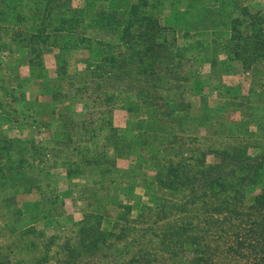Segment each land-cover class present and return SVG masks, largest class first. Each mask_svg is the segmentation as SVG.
Returning a JSON list of instances; mask_svg holds the SVG:
<instances>
[{
    "label": "rangeland",
    "instance_id": "rangeland-1",
    "mask_svg": "<svg viewBox=\"0 0 264 264\" xmlns=\"http://www.w3.org/2000/svg\"><path fill=\"white\" fill-rule=\"evenodd\" d=\"M38 1L0 0V6H8L15 19L20 17L24 34L19 40L29 36V30L40 28L45 0L39 1V7ZM103 3L106 6L110 2ZM15 5L20 7L18 14ZM59 7L54 17H64ZM11 30L7 24L0 34ZM19 33L14 30L10 37L16 39ZM70 37L52 36L42 49L43 65L35 72L25 68L20 48L11 55L0 50V113H15L10 117L14 122L4 121L0 114V264H63L62 246L98 221L108 231L114 229V224L117 233L125 229L121 241H129L132 248L122 255V262L132 260L139 251L149 264L162 260L159 236L163 230L173 231L177 222H190L193 230L203 232L206 241L222 243L226 235L214 232L207 207L213 209L218 192L207 193L208 198L200 192L192 196L184 188L162 187L157 176L171 161L177 164L186 159L191 172L200 166L214 167L221 159L202 153L224 150L228 145L250 147L253 156L264 151L263 68L256 69L255 77L244 73L238 63L218 65L213 71L203 58L196 62L185 58L181 72H170L167 82L149 87L151 84L142 80L147 74L141 69L124 75L122 71L114 79L117 71L108 66L97 92L94 84L78 92L88 79L86 70L105 62L93 60L84 50L70 52L75 36ZM65 44L67 47L62 49ZM99 52L111 56L113 51ZM219 60L226 61L224 56ZM7 66L23 68L21 93L26 91V103L6 100L3 90H8L5 83L13 75ZM162 70L159 65L156 72ZM147 93L161 100L167 98L172 106L191 105L189 111L177 108L183 119L176 123L172 136L158 111L139 99ZM107 97L111 99L105 105L103 99ZM94 119L95 124L91 123ZM108 120L112 121L111 127L101 128L100 124ZM84 121L89 129L86 135L80 129ZM177 135L179 139L175 140L173 136ZM85 154L104 162L85 164ZM71 164L79 165L81 176L69 178L66 167ZM243 192L248 196L246 206H250L261 190L260 186H251ZM224 195L234 192L219 193ZM167 263L166 257L161 264Z\"/></svg>",
    "mask_w": 264,
    "mask_h": 264
},
{
    "label": "trees",
    "instance_id": "trees-1",
    "mask_svg": "<svg viewBox=\"0 0 264 264\" xmlns=\"http://www.w3.org/2000/svg\"><path fill=\"white\" fill-rule=\"evenodd\" d=\"M39 1L44 3V0ZM39 1L37 2L38 7L41 5ZM72 1L45 0L40 28L38 31L29 30V36H25L21 40L19 38L21 34H24V30L19 26L20 17L17 16L15 19L8 6L5 8L0 6V30L7 24L12 29L4 35L0 34V50L12 53L15 46H20L23 51V59H26L24 62L32 72H35L36 67L43 65L42 49L47 46L52 36L55 38L57 36L61 38L75 36V44L70 48V52L75 49L89 50L93 60L105 62L104 65L97 63L96 66H91L86 70L89 75H87L88 79L85 80L82 89H77L78 92L89 90L91 84L95 85L94 92H97L106 76L108 66L117 71L114 74V79H117L122 71V75H124L127 72L134 73L136 68L141 69L143 74H147L146 77H142V80L146 84H151L149 87L167 82L170 72H181L180 69L185 58L195 62L197 59L203 58L208 61L207 63L211 65L213 71L218 68V65L229 66L238 63L243 70L252 73L255 77L258 74V71L254 72L255 68H264V13L241 8L239 17L233 18L231 10H206L203 7L199 9L193 3L184 19L175 18L176 21L172 23L176 28L185 30L187 35L193 32L202 36L207 34L209 39L180 43L173 35V28H170V25L161 26L158 17L144 13L142 8L145 3L125 5L120 8L112 6L115 0H100L101 3L97 8L87 7L84 10L73 8ZM106 1L113 4L109 3L105 6L103 2ZM212 3L221 6L230 4L229 0H212ZM58 6H60L58 9L62 10L61 16L64 17L59 18L58 15L54 17ZM13 8H16L17 14L20 12V7L17 5ZM225 11L227 13H224ZM48 20H50L49 24L46 23ZM51 25H55V27L49 30L48 27ZM14 30L21 32L16 39L10 37ZM92 30L103 31L109 38L116 37L120 43L92 39L89 37ZM56 43L55 40L54 44ZM66 47L65 44L62 49ZM99 49L103 52L109 50L113 52L111 56L108 54L103 56ZM193 50L196 51L192 52ZM220 56H224L226 61L221 62ZM159 65L163 70L156 72ZM122 68L123 70H121ZM98 98L100 97L94 100V104L99 100ZM110 99L109 97L106 100L103 99V103L106 105ZM139 99H144L146 106L158 111L161 122L168 126L171 136L176 130L175 125L178 120L183 119L177 108L187 111L191 108V105L183 103V105L172 106L167 98L161 100L148 93L146 96L142 94ZM85 106L88 105L85 104ZM206 108L208 109V106ZM88 110L90 107L87 108ZM189 120H192V115ZM91 123L95 124V119ZM111 125L112 121L108 120L103 121L100 127L107 128ZM80 129L84 132L83 135L87 134L89 129L85 121ZM173 138L179 139L178 135ZM185 146L187 145L182 147ZM250 150V147L243 148V145L238 144L228 145L224 150L218 149L202 153V156L214 155L218 157L221 159V163L214 167L200 166L195 172H191L186 159L177 164L173 161L165 164L157 176L158 183L162 187L184 188L192 196L198 195L199 192L202 196L218 192L215 195L216 201L212 203L213 209H211V205H207L211 215L209 222L212 225L213 220L214 232L226 236L222 243L212 240L208 242L202 231L192 228L190 230V225H188L190 223H183V227L180 229L162 234L161 243L163 245L167 247L180 245L182 249L185 247L189 249L192 253L191 264H264V151L253 156L250 154ZM33 151L35 150L31 149V152ZM82 159L85 164L92 165H102L104 162V159L98 161L89 159L87 154ZM22 162L24 163V160ZM78 166L71 164L66 167L69 178L75 177V174L81 176L82 170ZM232 180H236V183ZM228 183H231V186ZM251 186H260L261 192L255 197L252 205L246 206L245 201L248 196L245 197L243 190ZM230 190H233L234 195L219 196V193L228 194ZM208 197L210 195L205 196V198ZM124 209L126 212L130 210L128 206ZM97 223L81 229L77 238L67 241L62 246L61 252L64 254L65 264H123L121 262L122 255L125 252H130L132 248V245L129 244L121 246V240L126 236L125 229L119 233L114 230L107 231L102 229L99 221ZM225 223H228L227 227L224 226ZM179 255L182 257V254ZM48 258L49 256L46 260ZM129 263L149 264L142 258L140 251Z\"/></svg>",
    "mask_w": 264,
    "mask_h": 264
},
{
    "label": "crops",
    "instance_id": "crops-1",
    "mask_svg": "<svg viewBox=\"0 0 264 264\" xmlns=\"http://www.w3.org/2000/svg\"><path fill=\"white\" fill-rule=\"evenodd\" d=\"M76 1L77 2L80 1L79 4L77 3V6L74 5ZM229 2H230L229 5L221 6L220 4L219 5L218 4L213 5L212 0L211 1L206 0V1H202V2H200V1L196 2L194 0H115L114 5H112V6L123 8L125 5H138L141 3L142 4L145 3L144 8H142V9L146 15H153V17H158V20H159L161 26L170 25V28H173V35L176 37V39H178V42L188 43V42H197L198 40L207 41L209 39L207 34L202 36L201 34H197V33L193 32V33H190L189 35H187V33H185L186 32L185 30L183 31L180 28H176V26L173 25V23H172L173 21L174 22L176 21L175 18L184 19L186 14L190 11L191 5L193 3H195V6H197L199 9H201L200 7H203V9H206V10H210V9L231 10L233 18L239 17V15H240L239 9H241V8H248L250 10H253L254 12L264 13V0H234L233 2H232V0H229ZM100 3H101L100 0H73L72 1L73 8H81L84 10H86L87 7L93 8L94 6H96L98 4L100 5ZM224 13H227V12L225 11ZM89 37L92 39H95L97 41L112 42L115 44L120 43L116 37L109 38V37H107L105 32L99 31V30H92L90 32ZM18 48L21 49L20 46H15L12 53H14L15 49H18ZM78 50H84L83 52L87 53L88 56L90 54L89 50H85V49H78ZM11 54L9 53V55H11ZM20 55H21V52H20ZM24 66H27V64H25ZM7 68L13 72V75H11L9 77V80L5 83L6 84L5 88H8V90H3L5 92L4 96L7 97L6 100H10V99H12L14 101L20 100V102L23 101L26 103V97H27L26 91L24 90L21 93V89L23 88L21 86V73H22L21 71L23 68H21V67H20L21 69L20 68H14L12 66H7ZM25 68H29L30 71L32 72V70L29 66H27ZM256 69H259V67L255 68L254 72H256ZM15 70L18 71V77H15ZM263 70H264V68H263ZM243 72L246 73L245 70H243ZM247 73H249V72H247ZM7 85H9V87H7ZM29 85H32V83L29 82ZM25 88H26V85H25ZM27 91H28V87H27ZM28 95H30V93ZM35 97L37 98V95ZM2 98L0 95V101ZM0 114L3 117H5L4 121H7V122H9L10 120H12L13 122L15 121L14 118H10L12 116V114H15L13 111H10V110L2 111ZM0 175H2L1 172H0ZM0 177H2V176H0ZM245 205H246V201H245ZM185 223H190V222H185ZM101 226H102V224H101ZM116 226L117 225L114 224L112 228L115 229ZM181 227H183V224L177 222L174 225V230L170 231V232H174V231L180 229ZM102 229H104V228L102 227ZM104 230H106V229H104ZM190 230H191V227H190ZM163 233H167V230H163L162 234ZM162 234L159 236V240H160L159 241V248L162 251V254L164 255L163 259L158 261V262L156 261L155 263H152L150 261V264H161V262L166 257L169 261V263H167V264H191L192 253L190 252V250L187 249L186 247L184 249H182V247L180 245H174L172 247H167V246L163 245V243H161ZM124 242H125V244H129V241H124ZM122 245H124V244L121 243V246ZM179 254H182V257ZM122 263L123 264H130L129 261H124ZM63 264H65V263H63Z\"/></svg>",
    "mask_w": 264,
    "mask_h": 264
}]
</instances>
